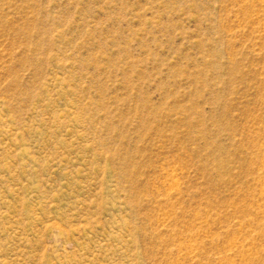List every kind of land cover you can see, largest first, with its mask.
Here are the masks:
<instances>
[{
  "label": "rangeland",
  "instance_id": "rangeland-1",
  "mask_svg": "<svg viewBox=\"0 0 264 264\" xmlns=\"http://www.w3.org/2000/svg\"><path fill=\"white\" fill-rule=\"evenodd\" d=\"M0 264H264V0H0Z\"/></svg>",
  "mask_w": 264,
  "mask_h": 264
}]
</instances>
